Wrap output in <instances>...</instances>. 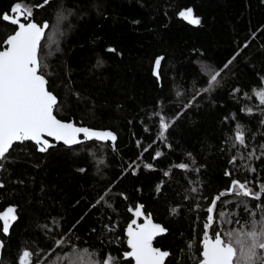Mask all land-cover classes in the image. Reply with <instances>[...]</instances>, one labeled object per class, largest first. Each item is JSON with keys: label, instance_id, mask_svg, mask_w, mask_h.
I'll return each mask as SVG.
<instances>
[{"label": "trees", "instance_id": "1", "mask_svg": "<svg viewBox=\"0 0 264 264\" xmlns=\"http://www.w3.org/2000/svg\"><path fill=\"white\" fill-rule=\"evenodd\" d=\"M17 4L49 23L43 71L56 116L118 141L47 153L31 142L13 147L2 162L0 215L13 208L16 218L8 233L0 219V264H67L74 252L133 264L124 261L126 228L139 205L168 230L155 242L170 252L166 264H200L213 199L233 180L253 192L264 185V0H0V50L15 31L2 17ZM188 9L199 25L179 15ZM61 12L69 18L49 51ZM206 67L222 70L209 92ZM222 200L213 222L221 233L264 219V193Z\"/></svg>", "mask_w": 264, "mask_h": 264}, {"label": "snow or ice", "instance_id": "2", "mask_svg": "<svg viewBox=\"0 0 264 264\" xmlns=\"http://www.w3.org/2000/svg\"><path fill=\"white\" fill-rule=\"evenodd\" d=\"M48 2L49 0H45L46 4ZM12 11L22 13L23 20L26 22H21L19 15L13 17L5 14L2 17L4 21L18 25V30L5 41L8 47L0 50V160L6 159V154H10L14 142H34L39 146L38 151L46 152L54 145L44 139V136L63 142L66 146L80 145L86 141L111 142L114 146L116 136L110 131L77 127L71 122H63L57 118L54 112L59 110L58 100L49 90L43 71L46 65L43 63L41 42L45 39V30L49 28V25L47 23L38 25L33 22L32 10L21 9L19 4L14 6ZM179 15L193 25L201 23L192 9L181 11ZM109 51H115V49ZM161 59L163 58L155 62L157 70L160 68ZM221 71L210 67L205 68L209 76V85L204 92H209L218 83L217 78ZM258 94L264 102V90ZM169 126L161 119L162 132L167 131ZM81 134L83 140L80 139ZM236 140L241 145L245 144L243 131L236 133ZM160 155L161 153H156V157ZM146 167L152 166L149 164ZM177 167L187 169L188 165L180 164ZM261 193H264V185L261 186L260 192H253L247 186V181L242 183L233 180L229 190L221 192L213 199L211 206L207 208L200 264H264V219L259 223L252 221L250 225H240L225 233L217 231L213 226L214 217L219 220L224 215V205L229 203L228 200H222V197L236 195L260 199ZM218 202L221 204L220 209H217ZM239 203L243 204L244 201L240 200ZM142 209L143 205L135 209L136 217L143 215ZM14 212L13 208H9L0 217L4 221L3 233L9 232V222L16 218ZM132 224H136V221L133 220ZM208 229H211L210 235ZM165 231L164 227L152 221L150 215L144 223L136 224L135 228L129 226L127 243L131 251L124 254L125 258H134L135 264H165L169 253L153 246V240ZM23 256L28 262L31 254L25 251ZM63 259L67 261V264H96L94 259L86 258L80 252H74ZM104 264H114L113 258L106 257Z\"/></svg>", "mask_w": 264, "mask_h": 264}, {"label": "water", "instance_id": "3", "mask_svg": "<svg viewBox=\"0 0 264 264\" xmlns=\"http://www.w3.org/2000/svg\"><path fill=\"white\" fill-rule=\"evenodd\" d=\"M8 15H9V16H13V17L19 15V17H20V19H21V22H22V20H23L22 13H13V11H12V14H8ZM14 15H15V16H14ZM32 21H33V20H32ZM5 22H7V23H9V24H12V23H10L9 21H5ZM33 22H35V21H33ZM35 23H37V22H35ZM37 24H38V23H37ZM44 24H45V23H44ZM47 24L49 25V23H47ZM38 25H40V24H38ZM42 25H43V24H42ZM15 26L17 27V30H18V25H15ZM17 30H16V31H17ZM48 30H49V28L45 30V36H46ZM12 35H13V34H12ZM44 40H45V39H44ZM44 40H42L41 43H43ZM7 47H8V45L5 43V44H4V50H5ZM47 81H48V80H47ZM48 85H49V82H48ZM48 88H49V86H48ZM52 93H53V92H52ZM53 94H54V93H53ZM54 95H55V94H54ZM55 96H56V95H55ZM57 100H58V103H59V99H58V98H57ZM54 114H55V112H54ZM55 115H56V114H55ZM57 118H58V117H57ZM58 119H59V118H58ZM60 120H61V119H60ZM61 121H62V120H61ZM63 122H65V121H63ZM70 122L73 123V124H74L75 126H77V127H87V126H79V125H77L74 121H70ZM87 128L92 129V130H96V131H110V132H112L111 130H98V129H93V128H90V127H87ZM112 133H114V132H112ZM114 134H115V133H114ZM115 136H116V141H115V145H114V146L112 145L111 142H98V143H104V144H106V143H111L112 147L115 148V147H116V144H117V141H118V137H117L116 134H115ZM43 138L49 140V142L52 143V144L54 145V147H52V148L57 147L59 144H63V142L55 141L54 138H51V137L44 136ZM80 139L83 140V136H82V134H81ZM25 142H30V141H25ZM86 142H96V141H86ZM86 142H84V143H86ZM23 143H24V142H23ZM23 143L14 142L13 147H14L15 145H17V144H23ZM31 143H33L34 145H36L34 142H31ZM84 143H82V144H84ZM63 145H64V144H63ZM80 145H81V144H80ZM36 146L39 147L38 145H36ZM64 146H66V145H64ZM75 146H79V145L66 146V147H70V148H72V147H75ZM50 149H51V148H49L46 152H41V151H39V152H41V153H47ZM11 150H12V149H11ZM11 150H10V151H11ZM7 155H8V154H6V156H7ZM2 162H3V160H0V173H1L2 170H3ZM142 211H143V209H142ZM130 212H131V215H132L133 219L131 220V222L129 223V225H128L127 228H126V236H127V229H128L129 226H132L133 228H135V227H136V224H142V223H144V222H145V219L148 217V215H146L144 211H143V215L140 216V217H136V216H135V209H132V211H130ZM3 215H4V214H1L0 217H2ZM150 218L152 219V221H153L154 223L159 224V223L155 222L154 219H153L151 216H150ZM133 220L136 221V224H132V221H133ZM159 225H161V224H159ZM161 226H162V225H161ZM162 227H163V226H162ZM167 234H168V230L166 229V231H165L164 233H162L161 235L157 236V237L153 240V246L156 247V246H155V242H156V240L159 239V238H162V237L166 236ZM127 240H128V236H127ZM127 246H128L129 251H131V249H130L128 243H127ZM156 248H157V247H156ZM159 249H160V248H159ZM160 250H162V249H160ZM162 251H163V250H162ZM166 252H168V253H169V256H170V252H169V251H166ZM169 256L166 258V260H165V264H166L167 259L169 258ZM129 260H132V261H133V264H135L134 258H130V257H129V258H124V261H129Z\"/></svg>", "mask_w": 264, "mask_h": 264}, {"label": "rangeland", "instance_id": "4", "mask_svg": "<svg viewBox=\"0 0 264 264\" xmlns=\"http://www.w3.org/2000/svg\"><path fill=\"white\" fill-rule=\"evenodd\" d=\"M20 6H21V9H30V8H27V7L23 6V5H20ZM68 18H69V16H67V14L65 12H61L59 14L57 25L54 26L55 32L52 33L53 39L51 40V43H53V44L48 45V50L49 51H51V49L54 50V51L57 50V46L58 45H56V42L58 41V39L60 37V33H61V29H62V22H65ZM261 90H264V87ZM258 98L260 99L259 94H258ZM260 101H261V99H260ZM262 103L264 104V102H262Z\"/></svg>", "mask_w": 264, "mask_h": 264}, {"label": "flooded vegetation", "instance_id": "5", "mask_svg": "<svg viewBox=\"0 0 264 264\" xmlns=\"http://www.w3.org/2000/svg\"><path fill=\"white\" fill-rule=\"evenodd\" d=\"M10 14H12V11L10 12ZM15 16V15H14ZM34 21V20H33ZM22 22H26V21H24V20H22ZM12 26H14L15 27V31L17 30V27L15 26V25H13V24H11ZM15 31H14V33H15ZM13 33V34H14ZM12 35V34H11Z\"/></svg>", "mask_w": 264, "mask_h": 264}]
</instances>
